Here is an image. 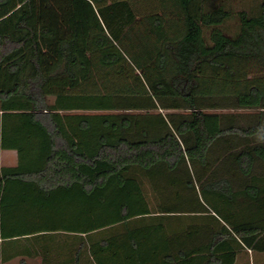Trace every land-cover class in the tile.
Returning a JSON list of instances; mask_svg holds the SVG:
<instances>
[{
  "label": "trees",
  "instance_id": "obj_1",
  "mask_svg": "<svg viewBox=\"0 0 264 264\" xmlns=\"http://www.w3.org/2000/svg\"><path fill=\"white\" fill-rule=\"evenodd\" d=\"M157 4L0 0L2 263L233 264L223 204L264 223V0Z\"/></svg>",
  "mask_w": 264,
  "mask_h": 264
},
{
  "label": "crops",
  "instance_id": "obj_2",
  "mask_svg": "<svg viewBox=\"0 0 264 264\" xmlns=\"http://www.w3.org/2000/svg\"><path fill=\"white\" fill-rule=\"evenodd\" d=\"M13 151L15 150L0 149V165H14L1 163L3 156ZM222 211L236 227L231 228L224 221L217 224L216 231H221L218 243L220 239L224 240L222 244H218V252L225 260L231 259L233 264H264V223L262 219L256 222V208L245 201H231L230 204H223Z\"/></svg>",
  "mask_w": 264,
  "mask_h": 264
},
{
  "label": "rangeland",
  "instance_id": "obj_3",
  "mask_svg": "<svg viewBox=\"0 0 264 264\" xmlns=\"http://www.w3.org/2000/svg\"><path fill=\"white\" fill-rule=\"evenodd\" d=\"M136 1V7L138 10V13L144 14L146 12L152 11L156 9L157 0H135ZM227 1L228 5L232 7L233 9H249L254 7L256 4H259L262 0H225ZM234 25V21H229L228 22V27L232 28ZM17 162V154L16 151L8 153V155H4L2 162L4 164H16ZM19 258H14L10 261L2 263L0 261V264H19L18 261ZM28 261L33 263V264H40V259L39 257L34 258V259H29Z\"/></svg>",
  "mask_w": 264,
  "mask_h": 264
}]
</instances>
